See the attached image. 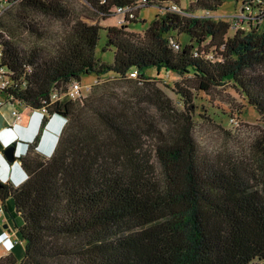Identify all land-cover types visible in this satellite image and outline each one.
<instances>
[{"label": "trees", "instance_id": "1", "mask_svg": "<svg viewBox=\"0 0 264 264\" xmlns=\"http://www.w3.org/2000/svg\"><path fill=\"white\" fill-rule=\"evenodd\" d=\"M85 1L98 22L78 16L71 0L19 1L12 24L0 23V68L12 81L0 96L40 111L55 91L91 75L141 90L127 100L95 84L91 97L47 110L44 123L65 122L53 152H26L16 185L0 177L2 208L12 202L22 218L24 244L22 258L10 253L0 264H264V140L251 165L218 163L201 156L193 116L197 95L233 83L264 120V17L249 16L261 7L237 0L249 19L235 27L206 17L226 0H194L186 15L172 11L179 0ZM150 6L165 10L143 36L129 32ZM134 7L119 25L118 10ZM114 16L117 25H101ZM102 31L113 63L96 55ZM149 69L180 76L173 91L183 112Z\"/></svg>", "mask_w": 264, "mask_h": 264}, {"label": "rangeland", "instance_id": "2", "mask_svg": "<svg viewBox=\"0 0 264 264\" xmlns=\"http://www.w3.org/2000/svg\"><path fill=\"white\" fill-rule=\"evenodd\" d=\"M179 2V9L183 12V15H186L185 11L190 10L191 4L194 0H179ZM71 3V6L76 10L75 12L78 16L81 15L83 17V15H87L92 16V19L94 18L95 21L84 17V20L88 23H96L99 21L98 17L91 13L92 8L85 0H71ZM239 8L240 2L237 0H226L224 5L219 8L217 12L210 13L206 17L229 22L232 20L233 22H231L234 24L236 17L238 16ZM19 10L20 8H13L5 12L0 23L2 25L12 24L13 19ZM164 10L165 9H160L158 6L139 8V23L128 28V31L143 36L145 30L149 28L155 18L161 15ZM193 15L204 16L205 14L202 11H196ZM117 20L118 17L114 16L107 21H102L101 25L103 27L117 25ZM52 24L56 28L59 27L57 22H52ZM0 33L7 36V32L5 33L4 27L1 25ZM230 34H233V32H230ZM26 39L30 42V45L34 41V38L26 37ZM187 41V35L182 34L179 37L181 46L186 44ZM105 45L106 33L105 31H102L96 55L98 59L106 63H113L114 50L103 52V47ZM146 74L153 78V82L156 84L157 88L173 101L178 110L183 112L184 108L182 104L178 103L180 97L173 91L175 83L181 81L180 76L174 73H167L166 71L157 72L155 69L147 70ZM81 84L83 87L107 85L111 88L110 91L113 94H118L127 100L128 97L134 95L136 89L141 90V88L134 83H118L113 77H102L98 81L97 77L94 75L83 76ZM89 97H91L90 92H86L85 98ZM107 98L113 99V96H107ZM114 100L115 99H113V101ZM195 106H197V109L193 114L195 122L194 137L198 144L201 156L210 158L218 163L247 161L248 165H251L254 155L253 145L260 139L264 140V120L257 111L249 105V102L243 93L233 83H226L225 85L216 88L210 95L202 93L197 95ZM4 107L0 108V110L4 109ZM18 109L22 114L23 121L26 122L24 126H28L32 120L34 121L29 130V137H37L35 139L37 144H40L41 142L42 146L45 148L44 151H46L43 152V149L40 148V146H38L39 148L37 150H35V148H30L29 153L33 154L31 156L36 154L41 155L42 153L43 155L51 153L56 147L60 132L65 128V122L60 117L54 116L46 122L47 126L43 127L41 125V118L43 116L46 118L48 116L47 112H43L42 110L35 111L30 107H19ZM152 112L155 113V110H152ZM0 114H2L5 122L6 117H4L3 113L0 112ZM12 118L15 123L13 116ZM153 141L152 138L146 139V144L150 150H153L154 148ZM17 147L18 146H16V149ZM25 148L28 147L26 146ZM17 161L18 160L14 159V162H11L10 165H13V163H16ZM5 169H3V172L9 171V168ZM12 183L13 185H16L17 182L12 181ZM0 204H2L1 200ZM7 206V212H4V210L0 211V258L9 255L10 253H14L18 258H22L24 254V244L21 242L18 235V227L22 225V218L16 214L12 202L8 203Z\"/></svg>", "mask_w": 264, "mask_h": 264}, {"label": "built area", "instance_id": "3", "mask_svg": "<svg viewBox=\"0 0 264 264\" xmlns=\"http://www.w3.org/2000/svg\"><path fill=\"white\" fill-rule=\"evenodd\" d=\"M20 0H0V20L3 16V14L5 12H7L8 10H11L13 8H15V6L18 5ZM250 2V4L254 7H261V10L258 11L256 9V11L253 13H250L249 16H259L262 15L264 17V5H263V0H248ZM145 2V0H144ZM137 7L134 8H126V9H119L118 10V14L119 16H121V19L119 20L118 24L122 25L125 22V18L127 16H131L133 17V11L136 9ZM243 8L238 10V16L236 17V20L234 22L235 27H242L245 23V20H248L249 18H247L243 12H241ZM172 11H177L183 14V12H181V10L177 7V6H173L172 7ZM172 46L174 47V49L176 50H180V45H178L177 43L173 42ZM2 57V53H1V48H0V58ZM138 75V72H135L133 74H131L132 78H136ZM12 84L11 79L6 75V70L4 68H0V94H2L1 92H5L10 85ZM91 86L89 87H83L82 84L80 82H72L66 90H58L55 91L50 98V101L48 104L44 105L43 108L41 109L43 112H47V110L51 107H53L54 105H61L62 103L66 102V101H75V100H80V99H84L86 97V92H90L91 90ZM3 97L0 96V108H3L4 106L9 107L11 110V115L14 117L15 119V123H22L23 119H22V114L19 111V107L16 104H13V102L11 100H6V99H2ZM0 211H3L2 205L0 204Z\"/></svg>", "mask_w": 264, "mask_h": 264}, {"label": "crops", "instance_id": "4", "mask_svg": "<svg viewBox=\"0 0 264 264\" xmlns=\"http://www.w3.org/2000/svg\"><path fill=\"white\" fill-rule=\"evenodd\" d=\"M8 108L9 107L6 106L4 109L0 110L4 117H6L2 129H0V155L4 150L15 143L18 146L15 152V157L18 161L13 163V165H8L5 161L0 159V177L5 183H12V181H16L18 183L24 181L25 178V174L20 163V159L24 156L25 152H29L30 148H35V150H37L39 148L38 146L43 149V152L46 151H44L45 148L42 146L41 142L40 144H37V141L35 140L37 137H29V130L34 121L32 120L28 126H24V124H26L25 121L22 123H14L10 109ZM44 119L45 117L43 116L41 118V125L46 127V123L43 122ZM25 145L28 148H25ZM51 153L46 155H50ZM5 168H9V171L3 172V169Z\"/></svg>", "mask_w": 264, "mask_h": 264}, {"label": "water", "instance_id": "5", "mask_svg": "<svg viewBox=\"0 0 264 264\" xmlns=\"http://www.w3.org/2000/svg\"><path fill=\"white\" fill-rule=\"evenodd\" d=\"M3 122H4V118L2 116V114H0V129H2L3 127ZM15 150H16V146L11 145L10 147H8L6 150H4V155L7 158V160L11 163L14 162L15 159Z\"/></svg>", "mask_w": 264, "mask_h": 264}, {"label": "clouds", "instance_id": "6", "mask_svg": "<svg viewBox=\"0 0 264 264\" xmlns=\"http://www.w3.org/2000/svg\"><path fill=\"white\" fill-rule=\"evenodd\" d=\"M57 117H59V116H57ZM61 118V117H60ZM5 156V155H4ZM7 159V158H6Z\"/></svg>", "mask_w": 264, "mask_h": 264}]
</instances>
